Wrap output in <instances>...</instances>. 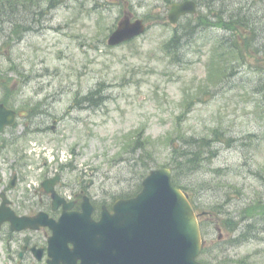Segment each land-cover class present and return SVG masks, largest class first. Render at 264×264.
<instances>
[{
  "label": "rangeland",
  "instance_id": "374dc122",
  "mask_svg": "<svg viewBox=\"0 0 264 264\" xmlns=\"http://www.w3.org/2000/svg\"><path fill=\"white\" fill-rule=\"evenodd\" d=\"M178 1L0 0V101L20 115L0 140V188L8 189L2 177L17 174L19 207L37 214L50 206L37 194L48 177L69 183L64 194L85 190L106 204L138 193L150 169L166 166L207 212L202 259L264 264V232L241 241L227 228L243 209L264 216V52L251 46L222 60L223 30L200 19L240 12L264 28V0H199L196 18L173 25L168 15ZM126 14L147 30L109 46ZM174 36L178 50L169 51ZM257 38L260 46L264 31ZM93 91L99 96L89 102ZM214 131L231 141L213 142L210 151L202 145L195 167L177 157L175 146ZM26 236H15L12 257L0 237V264H48L33 250L20 259L24 239L44 246L49 239Z\"/></svg>",
  "mask_w": 264,
  "mask_h": 264
},
{
  "label": "water",
  "instance_id": "95a60500",
  "mask_svg": "<svg viewBox=\"0 0 264 264\" xmlns=\"http://www.w3.org/2000/svg\"><path fill=\"white\" fill-rule=\"evenodd\" d=\"M171 9L169 20L178 23L182 15L196 13L197 4L193 0L178 2ZM145 29L143 20L126 15L110 34L108 44L130 40ZM14 116L13 110L0 104V130L15 123ZM171 178L172 170H152L138 197L119 200L115 213L106 212L100 221L85 218L87 222L79 229L71 226L72 217L67 213L60 223L42 214L22 218L14 213L3 219H10L14 230L53 227L55 234L50 238L49 250L53 259L49 264H76L78 259L82 264H206L196 259L203 242L198 217L187 194L173 185ZM47 191L53 188L47 186ZM53 198L57 207L61 199L55 193ZM69 243L75 245L73 249ZM35 255L42 257V249ZM70 257L74 259L70 261Z\"/></svg>",
  "mask_w": 264,
  "mask_h": 264
},
{
  "label": "trees",
  "instance_id": "16d2710c",
  "mask_svg": "<svg viewBox=\"0 0 264 264\" xmlns=\"http://www.w3.org/2000/svg\"><path fill=\"white\" fill-rule=\"evenodd\" d=\"M55 5H56V2L51 7ZM214 17L217 20L215 21V24L213 25L219 27L220 29L224 31L226 30L227 33H229L228 37L225 36V38L223 39L219 38L220 46H224V49H223L224 51L220 53L221 55L220 57L222 58V60L226 59V56L228 55V53H231L234 57L237 56L238 54L241 57L244 56L245 52L249 51L253 41H254V47H256L257 52L260 53L261 51H264V43L258 46V40L255 38L256 37L255 34L256 35L258 34L259 28L252 26V25L250 26V23L248 22L249 20H247V16H242L240 12L236 14L231 13V14L225 15V11H222V12H219V14L214 15ZM201 22L202 23L209 22L208 17L206 18V20L203 19V21ZM209 24H212V23H209ZM248 27L249 29H251L250 32L253 33L251 37H247L245 34L246 32L249 31V29H247ZM178 39L179 38L177 36H174L167 43L168 44L167 48L169 51H172V48L177 49L178 42H179ZM244 48H246L247 51L244 50ZM219 50H222V49H219ZM262 57L264 58V56ZM240 59H244V58H240ZM230 64L231 65L227 69L226 73H230L231 71L233 64L232 62ZM92 94L87 98V100H90ZM263 95H264V91H263ZM213 134H215V137H197V136L189 137L188 139H186L187 147H184V145H180L179 146L180 148L178 149V147L175 146L177 157L181 158L184 163L188 164V166L195 167L197 164H199L201 160L202 145L205 146V149H208L210 151V145L213 142L218 143L219 141H221L224 143L225 141L226 142L231 141V137L229 139L228 135L222 134V132L217 133V131H214ZM223 138H224V141H222ZM173 182L181 186L176 173H174ZM251 209L256 210L255 207H252ZM227 219L229 221V224H228L229 226L227 228L231 230V233L236 232L240 234L241 241L245 239L250 240L256 237L258 233L264 232V216L262 213L247 211L243 209L241 211V218L233 216ZM233 219H237L236 223H232ZM245 220L247 221V223L245 225H241V222ZM239 228H242V229L237 231ZM234 241L239 243V239L234 238L233 242ZM229 262L233 263L231 261L223 260V263H229ZM235 263L237 262H234V264Z\"/></svg>",
  "mask_w": 264,
  "mask_h": 264
},
{
  "label": "flooded vegetation",
  "instance_id": "af4514ba",
  "mask_svg": "<svg viewBox=\"0 0 264 264\" xmlns=\"http://www.w3.org/2000/svg\"><path fill=\"white\" fill-rule=\"evenodd\" d=\"M18 116H20V115H19V111L17 110V118H20ZM10 128H12V127H10ZM10 128H5V130H4L5 132L0 133V140H1V137L4 136L10 130ZM72 185H74V184H72ZM56 187H57V191L60 192V194L63 197H65L68 202H70V203L72 202L71 208L68 209L69 212H72V211L81 212V211H83L82 205H83V202H84V200L86 198L85 196L89 197V202L92 204V206L94 208L93 215H92L94 218L98 219L102 215V213H103V211L105 209L103 207L104 205L105 206L107 205L110 209H112L110 207V204H107V203L105 204L100 199H96L95 197L94 198L91 197L88 193L85 192V190H82L81 192H74V193H71L70 195H68L67 193H65V194L62 193L61 192L62 191L61 187H63V190H67V189L70 188L69 183L64 185V186H62L61 183H59ZM14 191L15 190H13L12 193H11L7 189H5L3 191L1 190L0 191V195H1V193L6 194L8 196V198H9V200H11V207L15 210V212L20 214V211H19L18 207L16 206V204L19 203V202L15 200ZM42 194L45 195V198L48 200L47 201L48 205H50L49 208H47L48 210H43V211H45L48 216L54 218L55 220H58L60 218V216L64 212L63 204H60V206H58L56 208H53L52 199H50V194H47L46 192L42 193ZM42 194L40 196L41 202H43ZM10 196L12 197V199L10 198ZM1 204H2V201L0 199V207H1ZM28 215H35V214L34 213H28ZM10 227H12V225L10 223H7V222H4L2 227H1L2 228V231H1L2 234L4 233L5 230L7 232V233H4V235L8 238V242L9 241H13L12 237H14L13 236L14 233L13 234L11 233L12 230L10 232L11 234H8ZM26 234H27V236L29 234H35L37 236L39 235V237L41 235H43L45 238H47V237H50V235L52 233H51V229L50 228L41 227L37 231L26 230L25 235ZM36 241L34 239H30V238H27L26 240L24 239L23 243H22V250L19 251L18 256L20 255L21 252H22V256H20L21 258H23L25 255H27V253H29V252L32 253V247H34V246H37L38 248L41 247V248L44 249V252H46L47 246H48L46 244V242H45V246H44V245H41V244L37 243ZM9 257H12V254H9Z\"/></svg>",
  "mask_w": 264,
  "mask_h": 264
}]
</instances>
